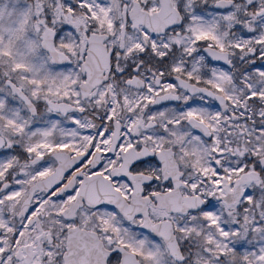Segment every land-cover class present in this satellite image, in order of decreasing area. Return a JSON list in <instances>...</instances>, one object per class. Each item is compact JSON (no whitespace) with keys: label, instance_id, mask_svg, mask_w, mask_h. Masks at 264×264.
I'll list each match as a JSON object with an SVG mask.
<instances>
[{"label":"snow or ice","instance_id":"1","mask_svg":"<svg viewBox=\"0 0 264 264\" xmlns=\"http://www.w3.org/2000/svg\"><path fill=\"white\" fill-rule=\"evenodd\" d=\"M0 264H264V0H0Z\"/></svg>","mask_w":264,"mask_h":264}]
</instances>
